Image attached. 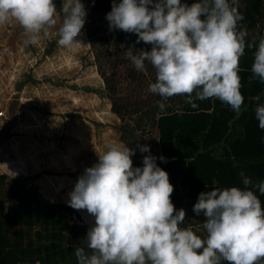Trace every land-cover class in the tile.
<instances>
[{
	"label": "clouds",
	"instance_id": "1",
	"mask_svg": "<svg viewBox=\"0 0 264 264\" xmlns=\"http://www.w3.org/2000/svg\"><path fill=\"white\" fill-rule=\"evenodd\" d=\"M152 5V9H149ZM60 26L57 43L66 49L84 45L76 37L84 27L87 11L81 0H63L57 12L53 0H0V24L17 21L28 38L38 44L41 36ZM109 29L137 34V43L124 52L136 70L145 62L156 70L148 91L158 95L163 111L171 97L182 96L196 108L197 100L218 98L237 115L244 104L240 58L245 48H255L249 82L264 83V38L247 40L240 24V0H113L107 13ZM121 48L125 45L121 44ZM260 101V96L253 98ZM255 118L264 129V104L257 103ZM143 167H133L136 149L121 142L109 143L98 162L86 168L68 204L94 217L82 244L75 246L78 264H259L264 260V182L254 183L241 172L243 188L213 187L201 192L194 213L206 218L201 238L191 227L181 228L186 212L175 210L168 173L160 168L148 145H138ZM159 159L167 162L166 158ZM38 264V262H37Z\"/></svg>",
	"mask_w": 264,
	"mask_h": 264
},
{
	"label": "rangeland",
	"instance_id": "2",
	"mask_svg": "<svg viewBox=\"0 0 264 264\" xmlns=\"http://www.w3.org/2000/svg\"><path fill=\"white\" fill-rule=\"evenodd\" d=\"M53 2L59 13L63 0ZM81 2L87 16L76 39L84 45L74 50L57 43L59 16L49 35L35 45H25L28 36L17 21L0 24V174L20 181L48 203L68 204L78 178L98 162L109 143L136 149L134 168H142L143 157L149 155L138 145H148L159 159L157 121L177 107L169 101L161 111V98L148 91L156 82V70L145 62L146 71H138L124 54L129 47L135 54L152 46L118 29L89 37L90 24L99 22L100 13L91 0ZM113 77L115 91L106 83ZM114 101L123 117L113 110ZM6 182L3 187L10 186ZM80 211L83 221H67L65 231L85 238L94 217Z\"/></svg>",
	"mask_w": 264,
	"mask_h": 264
},
{
	"label": "trees",
	"instance_id": "3",
	"mask_svg": "<svg viewBox=\"0 0 264 264\" xmlns=\"http://www.w3.org/2000/svg\"><path fill=\"white\" fill-rule=\"evenodd\" d=\"M91 2L92 8L100 13L99 22L94 24L92 20L89 27L88 36L94 37L99 31L110 30L106 15L112 10L113 0ZM115 2L119 4L122 0ZM195 2L181 0L189 6ZM240 11L244 16L240 24L248 33L246 39H255L258 44L264 38V0H240ZM139 43L146 45L143 41ZM255 50L246 47L239 61L238 74L245 98L239 115L218 98L197 100V107L192 108L184 97L174 96L169 101L177 107L162 113L157 121L160 152L167 162L157 159L156 163L168 173L174 187L171 201L175 210L186 212L179 226L191 227L201 238L206 236L203 228L206 218L193 211L201 192L213 187L243 188L241 172L254 183L264 182V129L255 118L257 103L264 104V83L258 79L249 82ZM113 82L114 77L106 78L109 90L115 91ZM256 96H260V101L253 100ZM169 101L168 106L172 104ZM113 110L123 117L116 101ZM6 181L9 187H3ZM257 195L264 208V195L258 192ZM82 215V211L69 204L48 203L20 181L8 180L6 174H0V264H78L75 246L82 244L84 237L76 233L71 237L73 234L65 231V224L82 222ZM259 264H264V260Z\"/></svg>",
	"mask_w": 264,
	"mask_h": 264
}]
</instances>
